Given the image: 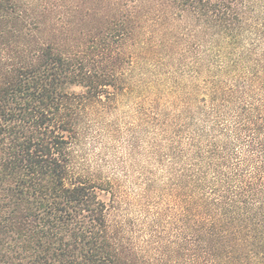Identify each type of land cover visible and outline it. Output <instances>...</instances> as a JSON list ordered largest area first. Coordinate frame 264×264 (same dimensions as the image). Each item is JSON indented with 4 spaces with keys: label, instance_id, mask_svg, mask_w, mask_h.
Listing matches in <instances>:
<instances>
[{
    "label": "trees",
    "instance_id": "trees-1",
    "mask_svg": "<svg viewBox=\"0 0 264 264\" xmlns=\"http://www.w3.org/2000/svg\"><path fill=\"white\" fill-rule=\"evenodd\" d=\"M77 1L0 0V264H264V0ZM135 91L172 198L140 235L76 160Z\"/></svg>",
    "mask_w": 264,
    "mask_h": 264
},
{
    "label": "rangeland",
    "instance_id": "rangeland-1",
    "mask_svg": "<svg viewBox=\"0 0 264 264\" xmlns=\"http://www.w3.org/2000/svg\"><path fill=\"white\" fill-rule=\"evenodd\" d=\"M77 5L81 6L78 10L79 26L84 24V27L89 21L85 23L80 18L82 9L93 10L99 7V3L78 0ZM139 41L135 39L127 42L125 51L131 50L136 54L135 77L153 79L160 69L150 67L149 62L152 61L147 58L146 52L140 50ZM148 69H152L155 74ZM142 93L145 96L140 95L141 91L121 95L105 117L91 123L89 131L80 138L76 152L79 171L88 180L105 185L99 189L102 198L116 201L117 208L113 214H121L138 235L146 233L153 223L164 225L170 219L172 204L170 190L164 189L167 180L160 164L150 158L154 157L151 152L153 142L145 127L143 114L150 106L144 102L148 101L145 100L148 93ZM168 227L169 234L171 229Z\"/></svg>",
    "mask_w": 264,
    "mask_h": 264
}]
</instances>
